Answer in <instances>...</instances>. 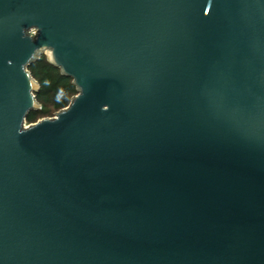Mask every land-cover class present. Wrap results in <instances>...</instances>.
Instances as JSON below:
<instances>
[{"label":"water","instance_id":"95a60500","mask_svg":"<svg viewBox=\"0 0 264 264\" xmlns=\"http://www.w3.org/2000/svg\"><path fill=\"white\" fill-rule=\"evenodd\" d=\"M0 264H264V0H0Z\"/></svg>","mask_w":264,"mask_h":264},{"label":"trees","instance_id":"16d2710c","mask_svg":"<svg viewBox=\"0 0 264 264\" xmlns=\"http://www.w3.org/2000/svg\"><path fill=\"white\" fill-rule=\"evenodd\" d=\"M33 77L39 82L40 89L36 93L38 101L54 104L57 109L66 107L70 97L78 93L76 86L71 78L61 74L60 69L53 66L47 58H42L30 66ZM33 112L28 120H31L36 113Z\"/></svg>","mask_w":264,"mask_h":264},{"label":"rangeland","instance_id":"374dc122","mask_svg":"<svg viewBox=\"0 0 264 264\" xmlns=\"http://www.w3.org/2000/svg\"><path fill=\"white\" fill-rule=\"evenodd\" d=\"M48 56H49V51L46 50V54H44L43 57L48 59ZM38 83H39V82H38ZM76 94H77V93H76ZM74 95H75V94H74ZM74 95H73V96H74ZM73 96L70 97V101H69L68 105L70 104V102H71ZM39 103H40V102H39ZM40 105H41V109H40L41 112L36 113V114L34 115V117H33L31 120H28V122H27L28 124L35 123V122H37V121H39V120H41V119H43V118L53 117V116L56 115V113H57L58 111H60V110H62L63 108H65V107H63V108H61V109H57V108L54 106V104L48 103V104L46 105L44 102H41ZM68 105H67V106H68ZM67 106H66V107H67Z\"/></svg>","mask_w":264,"mask_h":264}]
</instances>
